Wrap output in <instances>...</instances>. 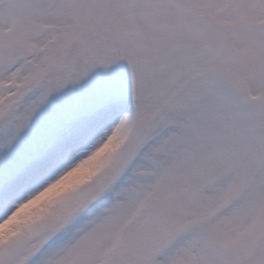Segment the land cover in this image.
Returning a JSON list of instances; mask_svg holds the SVG:
<instances>
[{"label": "snow or ice", "instance_id": "6c2138e0", "mask_svg": "<svg viewBox=\"0 0 264 264\" xmlns=\"http://www.w3.org/2000/svg\"><path fill=\"white\" fill-rule=\"evenodd\" d=\"M0 264H264V0H0Z\"/></svg>", "mask_w": 264, "mask_h": 264}, {"label": "clouds", "instance_id": "9594fccd", "mask_svg": "<svg viewBox=\"0 0 264 264\" xmlns=\"http://www.w3.org/2000/svg\"><path fill=\"white\" fill-rule=\"evenodd\" d=\"M94 168L91 165H85L77 169L71 175L57 183L54 187L38 196L31 203L26 205L18 214L20 221H27L34 218L42 210L46 209L50 202L58 200L71 193L76 187L93 173Z\"/></svg>", "mask_w": 264, "mask_h": 264}, {"label": "rangeland", "instance_id": "374dc122", "mask_svg": "<svg viewBox=\"0 0 264 264\" xmlns=\"http://www.w3.org/2000/svg\"><path fill=\"white\" fill-rule=\"evenodd\" d=\"M93 174V173H92ZM91 174V175H92ZM90 175V176H91ZM89 178V177H88ZM87 178V179H88ZM106 201L101 202L100 205H97L91 212L87 213L80 221H78L73 227L69 228L68 231L66 233L61 234L60 236H58L57 238H55L51 244L49 245V250H54L55 248L62 246L65 243H68L73 236V233L75 232V230L79 227L83 226V223L85 220H87L89 217H91L92 215H94L96 212L99 211V209L101 207H105Z\"/></svg>", "mask_w": 264, "mask_h": 264}, {"label": "bare ground", "instance_id": "6f19581e", "mask_svg": "<svg viewBox=\"0 0 264 264\" xmlns=\"http://www.w3.org/2000/svg\"><path fill=\"white\" fill-rule=\"evenodd\" d=\"M108 205V201L105 202L104 206L106 207Z\"/></svg>", "mask_w": 264, "mask_h": 264}]
</instances>
